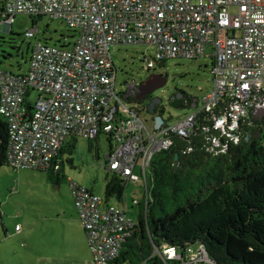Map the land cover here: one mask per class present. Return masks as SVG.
<instances>
[{
	"label": "built area",
	"instance_id": "obj_1",
	"mask_svg": "<svg viewBox=\"0 0 264 264\" xmlns=\"http://www.w3.org/2000/svg\"><path fill=\"white\" fill-rule=\"evenodd\" d=\"M18 14L60 20L78 36L68 49L36 44L25 73L0 71L6 162L14 171H56L66 140L93 141L102 134L109 152L100 167L124 187L141 182L146 204L152 159L169 150L175 136L201 134L207 152L224 153L238 142L242 124L264 118V0H0L5 27ZM128 44L152 46L157 63L210 58L213 88L201 106L196 100L192 112L173 123H158L153 114L149 130L115 92L110 48ZM29 91L38 94L33 105ZM69 186L92 263H112L134 231L133 218L124 205L105 204L74 182ZM196 250L184 258L173 247L154 253L164 264H215L202 246Z\"/></svg>",
	"mask_w": 264,
	"mask_h": 264
},
{
	"label": "rangeland",
	"instance_id": "obj_2",
	"mask_svg": "<svg viewBox=\"0 0 264 264\" xmlns=\"http://www.w3.org/2000/svg\"><path fill=\"white\" fill-rule=\"evenodd\" d=\"M33 20H36L34 26ZM3 21L0 16V38L6 42L1 47L5 57L0 53V71L13 75L28 70L31 48L36 44L68 49L78 36V31L69 29L64 22L48 17L31 18L18 14L8 27ZM32 28L37 29L34 37H26V31ZM154 52V48L146 44L110 48L116 69L115 92L128 109L139 111L149 130H152L154 115L145 109L148 102L137 104L123 98L130 83L140 84L151 74L165 77V85L157 89L153 97L161 99L155 115L167 123L192 112L187 107H172L169 100L173 94L181 93L186 99L197 100L198 106H201L202 99L213 88L210 58H176L157 63L153 62ZM148 63H153V69H146ZM37 95L35 91H29L28 102L33 105ZM248 124L252 123L248 121ZM261 133L264 135V126ZM90 144L78 138L71 154L63 152L60 175L64 179L58 186L51 184L44 171H14L6 164L0 166V264H71L73 260L93 264L89 242L76 216L69 186V181L74 182L106 202L105 186L112 176L100 167V163L105 161L109 144L102 134ZM122 192V203L115 194L110 196L109 202L124 205L127 215L136 219L140 208L133 202H144L142 183L131 182L126 187L122 186ZM15 224L18 225L16 231ZM196 249V245H189L185 256L195 254Z\"/></svg>",
	"mask_w": 264,
	"mask_h": 264
},
{
	"label": "trees",
	"instance_id": "obj_3",
	"mask_svg": "<svg viewBox=\"0 0 264 264\" xmlns=\"http://www.w3.org/2000/svg\"><path fill=\"white\" fill-rule=\"evenodd\" d=\"M35 23L33 20V26ZM5 43L0 38L2 57ZM172 97L169 104L174 108H190L193 103V99ZM124 100L148 102H136L130 96ZM251 123L240 126L238 142L229 143L224 153L207 152L198 134L191 139L175 136L169 150L156 154L150 165L147 202L137 204L134 231L118 258L109 264H164L155 250L173 247L184 258L189 245L202 246L215 264H264V118L261 122L251 119ZM0 140L3 166L7 165V131L1 119ZM69 140L57 156L56 171L53 167L36 170L46 172L52 185L58 186L64 179L61 156L64 151L73 152L76 138ZM87 141L91 146L92 141ZM189 147L191 151L183 154ZM111 176L104 203L111 204L112 194L122 203V182ZM170 262L178 263L167 264Z\"/></svg>",
	"mask_w": 264,
	"mask_h": 264
},
{
	"label": "water",
	"instance_id": "obj_4",
	"mask_svg": "<svg viewBox=\"0 0 264 264\" xmlns=\"http://www.w3.org/2000/svg\"><path fill=\"white\" fill-rule=\"evenodd\" d=\"M166 83V79H163V83L159 86H155L153 85V80L151 79V77H148L145 81H143L139 86H136L135 89H133L135 91L132 90V88L134 87L133 84H129L127 85V89L126 92L124 93V98L127 97H133L135 99L136 102H142V101H148L147 97H149L153 92H155L157 89L162 88ZM176 98L180 99L181 98V94H176ZM174 97L171 96L170 100H173ZM196 102V100H193V104L191 105L190 109H194V103ZM161 103V99L157 98V97H152L149 101L148 104L146 105V109L148 110V112L150 114H155V106L159 105ZM157 121L158 123L162 122V118L160 116L157 117Z\"/></svg>",
	"mask_w": 264,
	"mask_h": 264
},
{
	"label": "flooded vegetation",
	"instance_id": "obj_5",
	"mask_svg": "<svg viewBox=\"0 0 264 264\" xmlns=\"http://www.w3.org/2000/svg\"><path fill=\"white\" fill-rule=\"evenodd\" d=\"M151 69H153V68H151ZM149 77H151V79L153 80L154 87L161 85L163 83V79H165V77L161 76L160 74H151ZM130 84H133V86H134L132 88V90H133V89H135L136 86H139L141 83L140 84L130 83ZM134 94H135V91H134ZM153 96H154V92L149 97H147V100L149 98H152ZM173 96H176V94H173ZM181 98L186 99L183 94H181Z\"/></svg>",
	"mask_w": 264,
	"mask_h": 264
},
{
	"label": "crops",
	"instance_id": "obj_6",
	"mask_svg": "<svg viewBox=\"0 0 264 264\" xmlns=\"http://www.w3.org/2000/svg\"><path fill=\"white\" fill-rule=\"evenodd\" d=\"M70 140H66L65 142H64V144H63V146L66 144V143H68ZM74 207V206H73ZM75 213H76V211H75ZM76 216H77V214H76ZM18 225L17 224H15V227H17ZM15 229V228H14ZM73 259H75V258H73ZM70 263L71 264H84V262L83 261H76V260H73V261H70ZM38 264H40V262H38ZM49 264V263H48Z\"/></svg>",
	"mask_w": 264,
	"mask_h": 264
}]
</instances>
